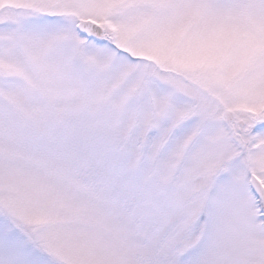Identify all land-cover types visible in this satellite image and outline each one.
I'll return each instance as SVG.
<instances>
[{
  "label": "snow or ice",
  "instance_id": "1",
  "mask_svg": "<svg viewBox=\"0 0 264 264\" xmlns=\"http://www.w3.org/2000/svg\"><path fill=\"white\" fill-rule=\"evenodd\" d=\"M0 264H264V0H0Z\"/></svg>",
  "mask_w": 264,
  "mask_h": 264
}]
</instances>
